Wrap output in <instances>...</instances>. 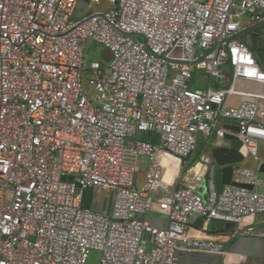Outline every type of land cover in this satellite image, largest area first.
I'll return each mask as SVG.
<instances>
[{
	"label": "built area",
	"instance_id": "obj_1",
	"mask_svg": "<svg viewBox=\"0 0 264 264\" xmlns=\"http://www.w3.org/2000/svg\"><path fill=\"white\" fill-rule=\"evenodd\" d=\"M83 2L77 14L78 0H0V264L225 261L221 242L186 226L199 216L253 233L242 222L264 212V69L234 37L240 16L264 19V0ZM88 42L108 58L88 60ZM225 66L226 86H191L196 70L220 79ZM213 130L215 145L236 135L257 168L237 164L242 185L220 191L209 178L204 200L178 180ZM84 189L105 196L84 206ZM152 210L165 227L137 217Z\"/></svg>",
	"mask_w": 264,
	"mask_h": 264
},
{
	"label": "crops",
	"instance_id": "obj_2",
	"mask_svg": "<svg viewBox=\"0 0 264 264\" xmlns=\"http://www.w3.org/2000/svg\"><path fill=\"white\" fill-rule=\"evenodd\" d=\"M243 27L252 23L251 19L247 15L240 16ZM230 73L228 69L223 70V75L220 79L209 78L204 71H196L193 75L191 82L192 87H205L208 82L213 88L226 86L229 82ZM235 103L237 99H233ZM229 128L230 132L235 131V126L231 122L225 123ZM206 143L213 140L215 145V138L211 134L203 137ZM224 146L230 144L229 140L222 142ZM207 149H204L200 153H194L187 160L178 180V185H181L180 180L182 178L183 171L190 167L193 163L198 160V157L205 153ZM259 157L264 161V143L259 144ZM176 166V163H173ZM245 166L251 168H257V162L252 159L245 161ZM260 178L264 181V171L259 172ZM170 179V176H166ZM186 179H196L194 171H189L185 176ZM203 191V189H201ZM138 218L150 222L156 227L163 228L167 225V220L164 216L158 214L152 210L146 214L137 215ZM244 227L252 226L254 229L253 233H236V224L233 222H217V221H206L199 216L190 217L186 229L189 234L197 237H210L218 242H221L227 251V257L224 260L211 253L201 252H188L178 251L176 264H264V212L256 213L250 217L245 218L242 222Z\"/></svg>",
	"mask_w": 264,
	"mask_h": 264
},
{
	"label": "water",
	"instance_id": "obj_3",
	"mask_svg": "<svg viewBox=\"0 0 264 264\" xmlns=\"http://www.w3.org/2000/svg\"><path fill=\"white\" fill-rule=\"evenodd\" d=\"M234 37L242 40L254 55L258 64L264 69V19L258 22H252L250 25L243 27ZM226 122L227 120H223ZM211 136L215 138V131H211ZM229 140L228 146L214 145L213 140L208 142V149L202 153L198 160L182 173L180 180L181 185L187 186L201 193L203 199H206V182L209 178L213 179L215 188L220 191L226 184H237L232 181V172L234 166L243 161L244 155L241 151L242 144L234 134L224 136ZM194 171L196 179H186L185 176L189 171ZM258 171H264V161L258 166ZM203 189V191H201ZM110 209V199L106 207V213ZM231 222L220 219L210 218L209 221ZM220 258V257H219ZM221 260V258H220Z\"/></svg>",
	"mask_w": 264,
	"mask_h": 264
},
{
	"label": "rangeland",
	"instance_id": "obj_4",
	"mask_svg": "<svg viewBox=\"0 0 264 264\" xmlns=\"http://www.w3.org/2000/svg\"><path fill=\"white\" fill-rule=\"evenodd\" d=\"M95 8L97 9L98 6H96ZM84 10H85V3L83 2V0H78L75 13H77V14L79 13L80 14ZM85 56L87 57L88 60L95 58V59H99V60L102 61L105 58H107L108 53H107L106 49L103 46H101L99 44H96V43H93V42H88L86 50H85ZM227 67L228 66H225L224 68L228 69ZM196 71H201V70H196ZM204 149H208V143H206L205 139H202L199 136L198 139H197L195 152L196 153H200ZM247 159H249V158L244 159L239 164L244 165L245 161ZM100 195L101 194L98 191H93L91 189H84L82 191V195H81L82 204L84 206H88V207L94 206V204H96V202H101L102 198H104V196H105V194H104L103 197L102 196L100 197ZM104 205L106 207L107 206V202ZM105 207H103V208H105Z\"/></svg>",
	"mask_w": 264,
	"mask_h": 264
},
{
	"label": "trees",
	"instance_id": "obj_5",
	"mask_svg": "<svg viewBox=\"0 0 264 264\" xmlns=\"http://www.w3.org/2000/svg\"><path fill=\"white\" fill-rule=\"evenodd\" d=\"M106 51H107V50H106ZM107 53H108V52H107ZM107 58H108V56H107ZM107 58H105V59H107ZM141 137H142L143 139L151 140V141H152L151 134H149V133H143V134L141 135Z\"/></svg>",
	"mask_w": 264,
	"mask_h": 264
}]
</instances>
